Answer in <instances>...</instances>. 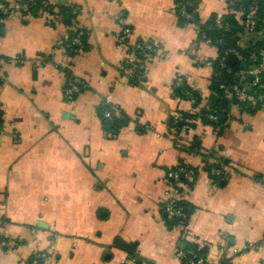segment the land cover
I'll list each match as a JSON object with an SVG mask.
<instances>
[{
  "label": "crops",
  "instance_id": "1",
  "mask_svg": "<svg viewBox=\"0 0 264 264\" xmlns=\"http://www.w3.org/2000/svg\"><path fill=\"white\" fill-rule=\"evenodd\" d=\"M51 1L48 19L12 11L0 27V264H140L113 246L117 236L138 242L142 264H183L185 225L170 228L162 206L168 173L181 163L194 170L182 193L193 206L182 238L214 262L264 264V108L231 106L221 131L198 116L217 47L199 42L195 23L179 22L175 0ZM70 4L68 20L59 11ZM198 8L202 21L227 11L225 0ZM120 12L131 30L122 42ZM77 29L86 47L63 52ZM139 39L155 52L132 83L126 60ZM69 74L84 83L71 98ZM177 76L199 101L179 94ZM107 95L129 117L115 137L99 116ZM183 113L194 117L180 136L171 120ZM207 158L224 173L211 176Z\"/></svg>",
  "mask_w": 264,
  "mask_h": 264
},
{
  "label": "built area",
  "instance_id": "2",
  "mask_svg": "<svg viewBox=\"0 0 264 264\" xmlns=\"http://www.w3.org/2000/svg\"><path fill=\"white\" fill-rule=\"evenodd\" d=\"M9 5L0 2V11L3 13L7 12H27V4L22 2V0H8ZM185 1V4L183 5V8L181 10V15L186 19V21H195V24L198 29V35H200V30L202 27H205V29H211L213 28L212 25L206 23V21L197 20L198 17V6H199V0H196L195 2L189 1V0H183ZM226 1V7L228 14H234L235 19L238 21V23L241 25V35L240 38L237 41V46H231L224 50H222L221 57L219 59V67L215 71L213 70V77L220 78L222 76V70L228 69L227 66V56L233 55L235 56L240 62L246 63V67L242 66L240 70H238L236 77L230 81V82H224L221 84V88L224 89V92L228 97H235L239 100H242L246 103L239 104L234 103L232 106H236L239 109H246L247 107H251L252 109L260 110L264 108V90L262 92H256V93H250L249 90L252 88L257 87H264V85L261 84L263 73H264V0H261L262 5H259V0H254L250 3H244L240 2L238 3V0H225ZM46 4L51 3V0H46ZM193 6L192 12H189L186 7L187 6ZM44 12V17L48 19V17L51 15L52 12L49 10H41V13ZM2 17H0V23L3 22ZM118 22L121 26L120 32L118 34L119 40L122 42L124 40H127L130 38L131 30L128 27L126 23L125 16L122 12L118 15ZM216 27L222 28L224 31H230L231 30V24L229 22L224 23L222 21V17H218L215 22ZM202 36L198 38L199 42L207 43L210 45L216 46L217 44L224 43L225 39L223 37H219L218 39H214L212 36H207L206 33H202ZM260 43V46L258 49L252 45ZM143 48L146 51L145 54H142V57H135L134 53L130 51L131 56L128 57L126 60L128 63H131L132 66L128 67V70L130 71L129 77H132L135 73V69L140 70V74L138 76L139 80L144 79L146 75V64L147 59L150 57V53L147 51L152 50L154 48L153 42L151 43L148 39H143ZM136 45V42L132 44V47ZM74 46L77 50L83 49V42L81 40V34L77 33L76 36L72 39L70 43L65 44L63 46V52L67 53L71 47ZM241 51H244L241 52ZM218 56V55H217ZM48 59L42 58L40 62L44 63ZM209 63L212 65V61H209ZM175 84L180 87H186L185 93L189 96H191V91L193 90L190 86L187 85V82L185 79L181 76L176 77ZM82 85L84 83L82 80L75 76H70L69 81L66 82L65 85V94L68 97H73L75 94H78L82 90ZM102 103L105 104H113L111 101V96L107 95L102 100ZM230 114V112H229ZM103 115L105 117H111V113L109 110H106L103 112ZM208 117L211 120H216V115L209 114ZM188 121V120H187ZM176 122H184L180 128L175 127L176 132L178 135L181 136V134L186 135L187 132L190 130L189 124L183 120V117L176 116L174 118V123ZM3 127V122L0 124V130ZM205 169L210 173L211 176L216 175H222L224 173V163H221V160L215 158H207L205 161ZM168 176L170 177L171 181L173 182V186L168 191L166 195V215L168 219H172L174 217H185V214L183 212V207L176 206L175 203L177 201H183L182 199V193L183 190L181 188H184L185 183L184 180L190 181L193 176V171L188 168H178L172 169L169 171ZM189 235L188 229L186 228V225L184 226V231L182 233V237H187ZM193 251H190L192 253ZM178 256L180 259H182L185 256L184 251H181L178 249L177 251ZM193 254V253H192ZM35 256L38 259H45L48 256V250L43 251L42 249H37L35 252ZM187 264H222L219 262L211 261L207 256H196L193 255L192 257L187 259Z\"/></svg>",
  "mask_w": 264,
  "mask_h": 264
},
{
  "label": "trees",
  "instance_id": "3",
  "mask_svg": "<svg viewBox=\"0 0 264 264\" xmlns=\"http://www.w3.org/2000/svg\"><path fill=\"white\" fill-rule=\"evenodd\" d=\"M46 0H22V2L27 4V12L32 14L33 16H39L41 10H49L50 12H52V10L54 9V4L45 3ZM192 2L196 3V0H189ZM254 0H238V3L240 2H244V3H250ZM0 2H3L7 5H9V1L8 0H0ZM176 5H175V11L179 17V22L181 24H183L184 22H192L195 23V21H186V19L181 15V10L183 8V5L185 4V1L183 0H175ZM259 5H262L261 0H259ZM61 10L59 11V13L62 16H65L66 19L71 20L73 18V15H75L74 12V8L76 7L75 5H61ZM186 9L189 12H192L193 10V6H187ZM8 15L7 13H3L2 11H0V17L4 18L5 16ZM222 17V21L224 23L229 22L231 24V30L230 31H224L222 28H218L215 25L216 19L218 18L217 16H213L211 17L209 20L206 21V23L210 24L213 26V28L211 29H205V27H202L200 30V35H198V38H200L202 36V33H206L207 36H212L215 40L218 39L219 37H223L225 39L224 43L222 44H217L216 43V47L218 49V53H217V57L212 59V67L213 70L215 71L216 69H218L219 67V59L221 57V53L222 50L231 47V46H237V41L240 38L241 35V25L238 23V21L235 19L234 14H227L225 13ZM197 20H200L199 14L197 17ZM2 23H0V27H1ZM77 33L81 34V40L83 42V48L86 47V37H85V33L83 31V29H77L75 31H71L68 38L65 39L64 43H70L72 41V39L76 36ZM151 43L152 41L149 40ZM143 40L139 39L136 42V45H134L131 48V51L134 53L135 57H142V54H145V50L143 48ZM256 47V49L259 48L260 43H256L254 45H252V48ZM73 48H75L74 46L71 47V49H69V52L71 50H74ZM148 53L152 54L153 52H155V47L152 50L147 51ZM244 53V51H241ZM220 56V57H219ZM127 66L130 67L132 66L131 63H127ZM227 66L228 69H223L222 70V76L220 78H215L212 76V83H211V89H212V94L209 97L208 102L202 107L201 112L198 114V116L200 117V119L209 125H212L215 129H217V131H221L225 126H227V123L229 121L230 118V108L234 103H239V104H244L246 102L239 100L235 97H228L226 95V93L224 92V89L221 88V84H223L224 82H230L232 81L235 77L236 74L238 72V70H240L242 68V64L241 62L233 55H228L227 56ZM140 70L135 69V73L134 75L131 77V82L132 83H136V81L139 80L138 76L140 74ZM71 74H69L67 76V81H69ZM141 80V79H140ZM261 84L264 85V73H263V78L261 81ZM84 88V85H82V90ZM186 87H181V90L179 91V94L184 96L185 98H191L193 100H196L198 97V93H196V91L194 90H190L191 91V96L187 95L185 93ZM264 90V87H257V88H252L249 90L250 93H256V92H262ZM78 94H75L73 97H75ZM199 97H198V101H199ZM257 109V108H256ZM256 109H252L251 107H247L246 109H244L245 111L249 112V113H253L256 111ZM109 110L111 113V117H105L103 115V112ZM209 114H213L216 115L217 119L216 120H211L208 115ZM99 116L101 117L102 121H103V127L105 129V131H107L111 137H115L119 134L120 129L125 126L128 122H129V117L128 116H124V114L122 112H120L118 110V107L114 104H105V103H101V105L99 106ZM197 116V115H196ZM183 120H185L187 123H191V121L189 120L190 118L194 117V114L192 113H183L182 114ZM188 120V121H187ZM3 122V117H2V110L0 107V124H2ZM172 125H174L177 128H180L182 126V124H184V122H176L174 123V119L172 118L171 120ZM188 168L190 170H192L194 172V170L186 165V164H180L178 166V168ZM189 182L188 180H184V182ZM186 182V183H187ZM184 188H181V190H183ZM176 206H180L183 207V212L185 214V217H174L172 219H168L166 213V207H167V202L165 201V203L162 204L163 206V212H164V217L165 220L167 222V225L172 228L175 225L178 224H184L186 225V223L188 222L190 215L193 211V206L186 202V201H177L175 203ZM113 246L122 249L124 251H126L128 253V255L132 258H134L138 263L142 264V261L138 258V242L137 241H126L125 239L117 236L114 238L113 240ZM178 249H180L181 251H184L185 256L181 259L183 264H187V259L192 257L193 255L196 256H204V249H201L198 247L197 244L192 243V242H188L186 239L181 237V240L178 243ZM190 251H193L192 253H190ZM222 264H228L226 261H221Z\"/></svg>",
  "mask_w": 264,
  "mask_h": 264
},
{
  "label": "water",
  "instance_id": "4",
  "mask_svg": "<svg viewBox=\"0 0 264 264\" xmlns=\"http://www.w3.org/2000/svg\"><path fill=\"white\" fill-rule=\"evenodd\" d=\"M242 66L246 67L247 65H246V63L244 62V63H242ZM165 214H166V213H165Z\"/></svg>",
  "mask_w": 264,
  "mask_h": 264
}]
</instances>
